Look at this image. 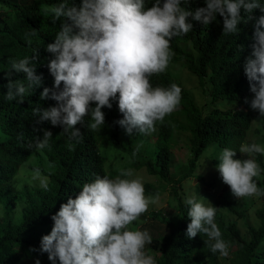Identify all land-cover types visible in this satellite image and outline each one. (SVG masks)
<instances>
[{
	"label": "clouds",
	"instance_id": "1",
	"mask_svg": "<svg viewBox=\"0 0 264 264\" xmlns=\"http://www.w3.org/2000/svg\"><path fill=\"white\" fill-rule=\"evenodd\" d=\"M187 3L155 0L146 7L145 0H81L78 6H69L65 0L59 5H42L45 15L63 21L54 42L46 48L54 56L48 64L54 87H45L40 95L41 100L51 98L57 104L34 108L37 123L49 121L69 132L70 139L78 140L81 131L77 125L84 123V117L91 116L90 130L100 129L105 124L102 109H111V101L115 100L123 114L115 123L126 134L154 132L156 123L163 122L179 106L182 89L175 83L153 87L149 78L166 70L172 55L170 41L193 29L189 18L209 25L219 14L223 34L227 35L237 34L242 21L253 20L254 9L264 12L259 0H204L206 6L194 11L182 6ZM241 9L246 16L241 15ZM253 39L244 70L254 93L250 107L264 117V15L255 19ZM37 58L33 55L11 61L12 71L23 73L27 86L21 80L9 79L6 99L22 98L28 89L41 85L42 75L36 74L33 64ZM93 103L95 107H91ZM42 131L43 137L35 138L37 151L48 147L53 136L50 130ZM239 152L264 155V146L242 144ZM236 154L229 148L221 151L216 168L222 181L236 198L264 195L253 179L261 173L259 164L251 158L235 159ZM132 176V169L121 170L115 178L97 175L82 186L76 198L69 197L60 205L51 217L54 224L50 234L40 241L39 250L48 254L51 264H57V260L59 264H156L154 257L144 251L145 245L152 242L149 232L128 226L148 210L150 203L159 200V193L146 198L142 181L128 178ZM32 180H38L44 190L49 187L48 178L39 168L33 171ZM205 199H185L191 220L186 235L189 239L206 235L214 241L210 251L227 257L229 244L214 222L218 208L210 202L205 205Z\"/></svg>",
	"mask_w": 264,
	"mask_h": 264
},
{
	"label": "trees",
	"instance_id": "2",
	"mask_svg": "<svg viewBox=\"0 0 264 264\" xmlns=\"http://www.w3.org/2000/svg\"><path fill=\"white\" fill-rule=\"evenodd\" d=\"M61 2L65 0H0V202L4 208L0 216V264H35L37 259L40 264H51L48 254L39 250L40 241L42 236L50 234L54 224L51 217L59 211L60 205L67 203L69 197L76 198L82 186L94 181L97 175L114 177L108 172L109 158L105 154L110 146L127 152L128 142L129 147L141 145L140 151L143 152L147 141V134L134 131L129 136L124 128L115 123L123 118L115 100L111 101V109H102L105 124L100 129L90 130L88 124L91 116L84 117V123L77 125L81 131L78 140L70 139L69 132H64L60 126H52L49 121L37 123L39 118L33 114L34 108H48L57 104L51 98L41 100L40 95L45 87H54V77L48 68L54 56L46 48L54 42L63 21V18L56 21L51 15H45L41 6L59 5ZM66 2L69 6L73 3L78 6L81 0ZM154 2L145 0V5L151 7ZM259 2L264 6V0ZM182 6L194 11L206 5L204 0H188ZM241 15H247L243 9ZM251 15L253 20L238 24L237 34L227 35L223 34V18L219 14L209 25L189 18L193 29L170 41L172 55L169 65L184 64L198 77L203 89L209 86L210 103L199 107L183 84L167 69L149 78L153 87H168L175 83L182 89L179 106L163 122H157L156 130L152 132L157 137L154 158L132 164L137 169L146 168L150 175L157 176L161 182L176 185L172 192L176 197L174 215L170 219L165 214L154 215L155 218L161 217L165 225L163 232L151 242L157 252L154 258L156 264H222L219 252L213 254L210 251L214 241L208 240L202 233L192 239L187 237V225L191 222L187 216L190 206L184 203L186 197L177 188L196 175L201 156L212 144L237 151L234 158L239 159V148L246 141L252 121L261 124L264 131V117H260L259 112L250 107L254 93L250 91L244 70L254 43L255 19L264 15V12L254 9ZM33 30L35 35H32ZM189 45L192 50L187 47ZM33 55L38 57L33 64L36 74L42 75L41 85L28 89L22 98L6 99L9 79L21 80L27 86L24 74L12 71L11 61ZM9 72H12L11 77L8 76ZM60 88H63V83ZM91 107H95V104ZM204 107L209 108V111ZM178 119L185 122L184 127L191 134L192 158L180 169L179 178L173 180L171 141L173 125ZM43 129L50 130L53 136L48 147L37 151L35 138L43 137ZM40 152L52 165V171H47L41 163L37 165L49 179L48 189L26 187L15 190L12 180L19 174L22 165L33 154ZM250 158L256 160L261 173H264V155L253 153ZM253 179L264 191L260 178ZM144 188L147 192L158 193L149 184ZM19 202L25 205L23 219L17 223L13 212ZM218 205H227L232 213L243 216L234 201L225 199L219 201ZM257 218L259 226L249 227V238H245L237 224L226 223L217 211L214 222L222 238L229 244L227 264H264V205L257 211Z\"/></svg>",
	"mask_w": 264,
	"mask_h": 264
},
{
	"label": "rangeland",
	"instance_id": "3",
	"mask_svg": "<svg viewBox=\"0 0 264 264\" xmlns=\"http://www.w3.org/2000/svg\"><path fill=\"white\" fill-rule=\"evenodd\" d=\"M187 47L192 50L191 45ZM166 69L174 76V78L178 79L183 84L199 107H203L206 103H210V87L206 86L203 89L199 84L198 77L191 73L184 64H168ZM204 108H206V111H209V108ZM184 126L185 122L181 119L175 121L173 125V138L171 141L173 151L171 178L173 180L179 178L180 169L192 158L190 145L191 134ZM146 137L147 141L143 148V152L140 151L141 145L137 144L135 147H129L128 142H126V148L128 149L127 152H122L115 146H110L105 150V154L109 158L107 169L108 172L114 175L113 178L119 175L121 170L132 169L133 176L128 178H139L144 186L149 184L152 188L158 191L159 200L155 203H150L148 210L128 226L129 229L133 230H147L152 239H154L163 232L165 227L161 222V217L155 218L154 215L159 214L161 216L162 214H165L169 219L174 215L176 197L172 192L176 185L163 181L161 182L157 176L150 175L146 168L137 169L132 165L136 161H145L154 158L157 137L152 133L147 134ZM263 137L264 131L261 124L256 120H253L251 128L247 133L246 141L243 144L251 142L264 146ZM222 150L223 149L218 147L216 143L209 146L199 160L196 175L185 180L183 185H180L177 189L178 192L181 195L184 194L186 198L191 196H195L198 200H200L201 197L206 198L205 200H202L205 205H208L210 202L213 206L217 207V211L226 223L237 224L242 235L245 238H249V227L259 226L257 211L264 205V195H254L243 198H236L232 195L230 187L222 181L220 173L216 168V165L219 163L217 159ZM134 151L136 152L135 156L132 155ZM248 158H250V155L240 153L239 159L245 160ZM39 163L43 164L47 171H52V167H49L50 163L47 157L42 152L33 154L30 159L22 165L19 174L12 180L11 184L15 190H21L26 187H40L38 180H32L33 171L37 168ZM41 175L45 176L42 172ZM199 177L203 179H200ZM257 177L260 178L264 184V173H260ZM155 195L156 194L154 193L145 191L146 198L149 196L154 197ZM225 199L234 201L237 209L243 213V216L240 217L232 213L227 205L220 207L218 202ZM24 205V203L19 202L13 212L14 221L17 223L21 222L23 219ZM3 212L4 208L0 202V216ZM144 251L154 258L157 256V252L151 243L145 245ZM221 263L227 264L226 257H221Z\"/></svg>",
	"mask_w": 264,
	"mask_h": 264
}]
</instances>
